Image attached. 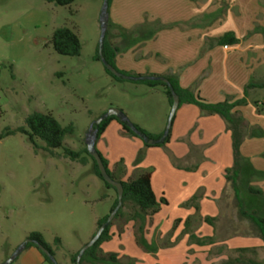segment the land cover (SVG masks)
<instances>
[{"label": "rangeland", "instance_id": "374dc122", "mask_svg": "<svg viewBox=\"0 0 264 264\" xmlns=\"http://www.w3.org/2000/svg\"><path fill=\"white\" fill-rule=\"evenodd\" d=\"M103 3L104 0H76L70 6L61 7L48 0H0V134L25 126L27 117L34 112L50 113L63 126H74V134L66 137L65 146L81 152L87 148L91 125L110 109L123 111L131 123L136 122L142 128L158 132L156 134L164 132L171 112L164 89L116 81L106 72L103 63L96 60ZM258 18L262 20L264 16ZM61 27L78 35L82 44L80 56L65 57L54 51L51 38ZM112 33L109 30L110 42L116 40ZM262 36V41L255 43L252 49L245 47L243 58L250 65L251 60L259 58L257 63L262 61L264 70V33ZM250 82L264 85V79L252 78ZM250 90L251 106L259 110L257 116L261 114L257 126H264V88ZM193 130L181 143L189 147L190 153L202 156L207 148H197V152L191 148L189 136ZM37 144L38 149L22 134L0 139V264H5L32 233L43 236L57 264H72V256L91 240L98 230V220L111 214L116 199V192L107 189L94 175L91 163L82 166L72 162L63 157L62 150H56L52 156L43 149V142ZM168 144L148 148L141 138L123 135L120 126L118 130L106 131L96 142V149L108 162L114 163L113 168L123 160L127 179L134 178L140 170H149L152 175L157 172L160 186L168 190L173 201L178 195L177 185L191 182L192 176L167 174L169 165L188 171L185 161H173ZM191 168L189 172L197 170L196 166ZM251 180L244 176L241 184ZM241 188V198L247 206H254L264 215V199L249 194L244 186ZM158 196L160 201L162 195ZM226 197L234 199L231 185ZM196 202L192 197L182 205L163 204L159 212L148 218L142 246L136 242V223L122 224L118 220H113L112 239L103 244L115 249L113 252L122 263L131 259L135 264H146L145 254L156 260L160 249H173L186 251V262L198 264L199 257L193 249H210L209 237H201L202 232L197 233L200 226L193 223L198 227L192 239L190 228L193 225H187L191 217L179 221L180 212L195 208ZM233 208L236 216L232 222L239 226L241 219L236 203ZM153 219L156 220L154 227ZM162 225L165 227L161 232ZM248 228L251 233L249 225ZM242 232L247 235L246 229ZM197 239L207 243L198 245ZM30 249L38 253L36 248ZM203 256L202 263L209 264L208 256L207 259ZM230 256L236 257V254L231 252ZM256 259L264 260V250H258ZM11 264L19 262L15 259ZM31 264L48 263L42 260Z\"/></svg>", "mask_w": 264, "mask_h": 264}, {"label": "crops", "instance_id": "0c3cea01", "mask_svg": "<svg viewBox=\"0 0 264 264\" xmlns=\"http://www.w3.org/2000/svg\"><path fill=\"white\" fill-rule=\"evenodd\" d=\"M263 4L264 0H112L108 20L109 30L116 38L111 42L120 49L116 58L118 70L141 76H177L182 88L195 87L199 95L212 104L225 100H247L246 106L237 109L248 125L241 154L247 162V175L253 180L246 182V186L251 185L262 191L264 126H257L260 123L257 118L261 114L257 116L259 110L252 108L251 90L245 96V87L251 83L252 78L258 81L264 79V70L261 67L262 61L257 63L259 58L251 60L250 65L246 64V58L243 57L246 46L252 49L255 43L258 44L263 39L264 18H258L260 15L264 16ZM227 33H234L239 43L217 44V39ZM134 124L139 126L136 122ZM120 126L112 121L106 131L111 128L118 130ZM142 129L152 134L158 133ZM192 130L194 133L189 139L195 152L198 151L197 148H207L202 156L199 153H190L189 147L181 143ZM121 133L124 135L122 127ZM168 146L176 159L185 161L184 167L188 171L174 169L169 165L167 174L173 177H179L180 174L192 176L189 178L191 182L178 184L175 189L178 197L174 196L172 201L168 190L160 186L161 179L156 177V172L151 178L156 197L162 195L168 205H172V202L182 205L198 195L196 204L199 206V214L196 208L183 210L180 212L179 221L188 217L214 218L215 227L197 222L200 226L197 233L201 231V237L221 238L211 243L210 249H193V253L199 257L196 260L198 264H203L202 255L206 259L208 256L209 264H221L236 249L264 250L263 242L253 232H249L246 221L240 220L239 226L233 223L236 216L233 205L236 199L226 197L229 184L225 171L233 167L234 156L232 134L224 120L217 115L203 116L194 105H182L174 117ZM113 165V162H109L110 170H114ZM193 166L197 170L189 172ZM162 176L163 173L161 178ZM166 180L169 181V177ZM251 209L256 208L252 206ZM153 220L154 227L156 220ZM196 224H192L191 234L198 227ZM164 225L160 227L161 232ZM245 229L247 235L242 232ZM236 231L240 234H235ZM151 232L152 228L150 234ZM252 235L254 237H250ZM100 248L104 254L114 253L115 250L109 244H102ZM23 252L17 258L19 264L44 260L39 251L35 254L33 249H25ZM155 257L156 260L150 254H145L146 264L193 263L186 262V251L160 249Z\"/></svg>", "mask_w": 264, "mask_h": 264}, {"label": "trees", "instance_id": "16d2710c", "mask_svg": "<svg viewBox=\"0 0 264 264\" xmlns=\"http://www.w3.org/2000/svg\"><path fill=\"white\" fill-rule=\"evenodd\" d=\"M76 0H48L49 3L55 4L56 6H70ZM112 0H109V8L108 14L110 10ZM109 21H108V31L106 34L105 44L103 48V56L105 60L114 67L118 72L123 75H129L134 77H142L141 75H136L132 73L122 72L117 69L116 66V58L120 53V49L109 41ZM239 43V39L236 38L234 33H227L222 38L217 39V44L220 45H236ZM51 45L54 51L65 57H78L82 51L81 41L76 33L72 30L61 27L57 28L51 38ZM96 60L101 61L99 55V46L97 50ZM106 72L116 81H124L121 78L115 77L106 67ZM162 77V76H156ZM171 84L175 93L180 98V106L182 105H194L196 106L203 116H219L221 117L227 125L228 130L232 134V147H233V156H234V165L232 168L227 169L225 171V178L229 185H231L234 197L236 199L237 210L239 218L243 221H246L251 228V231L261 239L263 242L264 249V215L260 213V211L256 209H251L247 206V203L241 198V190L242 186L246 188L247 192L253 196L261 197L264 199V191L261 189H257L251 185L246 186V182L242 185V178L247 175L246 169V159L241 154V146L245 140V130L248 128L246 120L239 114L238 108L246 106L247 100L245 98L239 100H225L224 102L212 104L208 103L204 100L199 93L194 89H184L180 86L179 79L177 76H164ZM137 84H141L147 86L151 89L162 88L169 100L170 106L173 104V96L170 88L163 83L162 81H138L135 82ZM264 88V85H254L252 83L248 84L245 87V96H247L248 91L252 88ZM104 115V114H103ZM112 121H117L121 127L124 135L129 137H137L136 134L129 128L128 124L125 122H121L118 118L112 116L105 119L100 125H95L94 129L98 130L97 141L104 134L107 127ZM94 124V123H93ZM134 126L146 137L149 139H153L155 141L161 140L163 136V132L161 134H152L147 132L146 130L140 128L138 125L134 124ZM75 128L73 125L63 126L52 114L50 113H40L34 112L30 114L26 121L25 126L20 127L16 130L9 131L8 133H1L0 139H3L6 136L22 134L26 136L29 142L38 149L37 142H43L45 146L43 149L48 152L50 155L54 156V152L56 150L63 151V157L69 159L72 162H77L82 166H87L89 163L92 164V170L94 175L99 178L107 189L114 190L116 192V199L111 207V212L116 208L118 204V195L116 189L106 183L101 176L99 167L95 159L88 153L87 148H85L81 152L73 151L72 149L65 146V139L67 136H72L74 134ZM172 128L169 131V134L166 139L160 141L155 145H148L145 142V146L148 148L151 147H166V145L170 142ZM192 146V145H191ZM193 150V146L191 147ZM170 152V151H169ZM102 158V161L107 168L108 174L111 176L113 180L122 184L124 188L123 195V205L121 209L116 214L114 221H120L122 224H128L131 221L136 223V242L138 245L142 246L143 236L145 234L146 223L150 216L159 212L161 206L167 205V201L165 198H161L158 201L153 188H152V173L149 170H140L136 171L134 174V178L124 179L126 176V166L124 165L123 160L116 164L114 170H110L109 162L106 158L102 156L100 152H98ZM171 157L174 162H179L178 159L174 157V155L170 152ZM189 170H193L192 168ZM194 200L197 201L199 199L198 195H195ZM195 208L197 213L199 214V206L195 204ZM109 216H106L97 222L98 229L106 224ZM114 221H112L109 225H107L105 231L103 232L99 241L84 254L81 264H135L131 259L127 260L125 263L121 262L118 254L108 253L104 254L101 251V245L105 242H108L112 239L113 235L111 233V229L114 225ZM206 223L210 226L215 227L216 219L206 217L204 219L197 217H191V219L187 220V225L189 223ZM191 229V228H190ZM95 235V234H94ZM93 235V236H94ZM92 236V237H93ZM195 236L192 234L191 238L193 239ZM28 239L41 243L45 246L51 254L54 256V252L49 244H47L43 236L40 233H32L29 235ZM208 244L213 243L212 238H207ZM211 241V242H210ZM57 243H60L59 239H56ZM206 241H202L201 239H197L196 244L204 245ZM30 248H36L40 254L43 256L44 260L48 264H53L50 259L37 247L35 243H29L26 246V250ZM236 254V257L229 256L226 261H223L221 264H264L263 261H259L256 259L258 255V250L256 248H243L236 249L232 251ZM79 251L72 256L71 262L72 264H76V257Z\"/></svg>", "mask_w": 264, "mask_h": 264}, {"label": "water", "instance_id": "95a60500", "mask_svg": "<svg viewBox=\"0 0 264 264\" xmlns=\"http://www.w3.org/2000/svg\"><path fill=\"white\" fill-rule=\"evenodd\" d=\"M108 8H109V0H104L102 9H101V15H100V39H99V55L101 62L103 65L117 78H121L126 81H132V82H138V81H162L165 83L171 90L172 96H173V104L171 106V112L168 117L167 125L165 127V130L163 132V136L161 140L155 141L153 139H149L144 134H142L133 123L130 122L128 117L125 115V113L119 109H110L107 113L102 115L94 124L91 125L87 138H86V147L88 153L95 159L97 162V165L99 167L100 173L102 178L106 183L113 186L118 195V204L116 208L111 212L109 215V218L106 222V224L102 225L95 235L91 238V240L85 244L81 250L79 251L77 257H76V264H81L82 258L87 250L92 248L101 238L103 232L105 231L107 225H109L115 218L118 211L121 209L123 205V195H124V188L121 183L116 182L111 178V176L108 174L107 168L105 167L102 158L100 154L98 153L96 149V142H97V134L98 130L94 129L95 125H100L105 119L108 117H116L121 122H125L128 124L129 128L133 131L134 134H136L139 138H141L144 142H146L148 145H155L158 144L160 141L167 138L169 131L172 128L173 120L176 115L177 110L180 106V98L175 93L174 89L172 88L170 82L165 77H156V76H142V77H134L129 75H123L120 72H118L114 67H112L108 62L105 60L103 56V48L105 44L106 34L108 31V20H109V14H108ZM29 243H35L37 247L50 259V261L53 264H57L55 257L51 254V252L43 246L41 243L34 242L30 239H28L23 245H21L13 254V256L5 263V264H11L15 259L18 258V256L25 250L27 244Z\"/></svg>", "mask_w": 264, "mask_h": 264}, {"label": "built area", "instance_id": "2783aa9c", "mask_svg": "<svg viewBox=\"0 0 264 264\" xmlns=\"http://www.w3.org/2000/svg\"><path fill=\"white\" fill-rule=\"evenodd\" d=\"M225 49H228V46H225Z\"/></svg>", "mask_w": 264, "mask_h": 264}]
</instances>
